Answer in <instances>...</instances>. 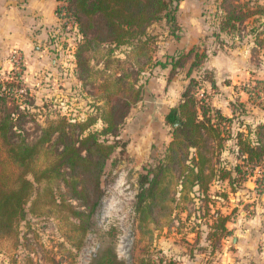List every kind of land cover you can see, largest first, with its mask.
<instances>
[{"label":"rangeland","instance_id":"rangeland-1","mask_svg":"<svg viewBox=\"0 0 264 264\" xmlns=\"http://www.w3.org/2000/svg\"><path fill=\"white\" fill-rule=\"evenodd\" d=\"M254 1L264 4V0ZM63 2L57 0L56 7ZM219 4L220 0H179L176 25L161 17L133 40L138 42H105L102 52L93 47L86 72L77 64L84 36L71 19L57 12V25L29 39L27 50L13 44L0 58V118L10 114L9 141L36 140L49 123L56 124L62 117L87 123L86 130L100 133L107 124V87L119 95V79L114 77H129L134 89L133 102L124 114L112 115L117 119L116 136L99 134L114 147L101 174L102 195L92 213V226L80 248L72 244L68 222L60 220L59 225L55 218L43 220L30 213L52 206L43 190L42 197L28 203L29 223L20 219L14 224L15 232L0 231V264H102L97 257L112 250L121 260L116 264H139L140 258L181 264H264V189L258 192L255 183V177H264V162L236 188L228 177L212 175L204 190L195 185L184 197L176 177L181 179L185 170L174 163L157 174L175 183L169 193L173 199L158 200L152 216L144 219L135 206L142 175L151 177L166 162L176 125L166 120L165 113L179 103L191 77L196 81L191 91L198 113L199 105L208 102L232 116L230 123L222 121L227 127L222 128L219 161L234 162L237 131L250 124L255 139L256 125L264 123L260 103L264 85L257 81H264V12L246 17L240 33L231 35L219 30ZM141 40H146L144 48H135ZM56 136V131L51 132L45 144L53 145ZM7 145L0 132V186H10L7 175L22 168L38 171L51 155L40 150L32 154L34 161L28 168L15 166ZM40 179L45 182L46 177ZM40 185L35 181V188ZM62 186L65 191L63 182ZM159 187L156 184V190ZM69 202L78 204L73 197ZM55 207L51 210L55 214L68 213ZM218 211L227 215L229 232L224 235L213 225Z\"/></svg>","mask_w":264,"mask_h":264},{"label":"trees","instance_id":"trees-1","mask_svg":"<svg viewBox=\"0 0 264 264\" xmlns=\"http://www.w3.org/2000/svg\"><path fill=\"white\" fill-rule=\"evenodd\" d=\"M64 1V4L56 7V12L61 18L71 19L81 32L80 36L81 34L84 36V41L77 54V64L81 72H86V69L90 67L89 59H87L88 52L93 47L100 48L102 52L105 42L116 44L127 41L138 42L133 40L139 39L149 23L161 17H165L166 20L176 25L175 10L179 0ZM219 6L221 10L219 30L231 35L240 33L241 25L246 17L264 12V4L254 0H220ZM145 45L146 40H141L140 43H136L135 48H144ZM101 55L104 56V53ZM161 64L164 63L161 62ZM114 78L119 79V95L107 87L108 93L105 95L106 103L109 104L105 109L107 124L100 133L116 136L117 119L112 115L115 111L119 116L124 114L125 108L133 102L134 89L129 82V77L120 75ZM257 81L264 85L263 80L258 79ZM195 83V79L191 77L189 84L181 94L179 103L170 107L165 113L166 120L172 125L177 117L180 119V124L174 127V137L168 145L166 162L160 163L158 170L151 177L149 173L142 175V185L135 204L140 219L152 216L158 200L173 199L169 193L173 190L175 183L171 184L165 178H159L157 174L174 163H181V169L185 170L181 179L176 177L181 186V197H184L186 192L195 185L204 190L212 175L228 177L232 188H236L243 181L254 176L255 167L264 162V141L262 139L264 123L256 125L257 137L255 139L251 137L254 129L250 124L237 131L234 135L236 140V148L233 149L234 162L226 165L219 161L224 139L222 131L227 127L225 124L222 125V121L230 123L232 116L222 114L218 108L212 107L208 102L200 103L201 111L198 113L196 107L198 101L194 90L191 91ZM135 94L137 95V90ZM1 98H3L2 95H0ZM260 103L263 105L264 101ZM8 116L10 114L6 113L0 118V132L2 139H5L8 144L7 151L10 161L15 166L28 168L27 165L34 161H32V154L40 150L41 153L48 152L51 155L47 156L44 165L38 166V171L22 168L16 174L7 175L6 182H10L11 185L0 186V231L5 234L15 232L14 224L20 219L25 220V224L29 223L26 215L30 212V204L42 197V191L45 190L49 200L53 202L52 206L40 211L33 210L30 213L43 220L55 218L59 225H61L60 220L68 222L72 244L79 249L80 242L92 226V213L102 195L101 174L114 144L110 143L109 139L99 137V132L86 130L87 123L70 122L63 117L56 124L49 123L36 140L9 141L12 123L10 118L8 120ZM54 131L57 132V136L53 140V145H46L45 142L51 139L50 134ZM214 156L218 159L213 160ZM184 160H189V163H185ZM41 176L46 177L45 182H42ZM37 180L41 185L35 188L34 183ZM62 182L66 186L65 191ZM158 183L160 187L156 190ZM255 183L258 187L257 191L261 192L264 189V177H255ZM70 197L76 199L78 204L69 202ZM25 204H28V207H25ZM55 206L66 208L68 213H53L51 210L56 208ZM226 219L227 215L218 211L213 221V225L221 235L229 232L225 224ZM108 253L99 257L96 255L95 258H99L102 264L121 263L115 251ZM139 264L181 263L173 259L153 261L140 258Z\"/></svg>","mask_w":264,"mask_h":264},{"label":"crops","instance_id":"crops-1","mask_svg":"<svg viewBox=\"0 0 264 264\" xmlns=\"http://www.w3.org/2000/svg\"><path fill=\"white\" fill-rule=\"evenodd\" d=\"M56 4L57 0H0V58L13 44L27 50L29 39L56 26Z\"/></svg>","mask_w":264,"mask_h":264},{"label":"water","instance_id":"water-1","mask_svg":"<svg viewBox=\"0 0 264 264\" xmlns=\"http://www.w3.org/2000/svg\"><path fill=\"white\" fill-rule=\"evenodd\" d=\"M177 124H180V119H179V117H177V119H176L175 122H174V125H177Z\"/></svg>","mask_w":264,"mask_h":264},{"label":"built area","instance_id":"built-area-1","mask_svg":"<svg viewBox=\"0 0 264 264\" xmlns=\"http://www.w3.org/2000/svg\"><path fill=\"white\" fill-rule=\"evenodd\" d=\"M61 4H64V2H63V3H61ZM61 4H60V5H61ZM14 52H16V50H14Z\"/></svg>","mask_w":264,"mask_h":264}]
</instances>
